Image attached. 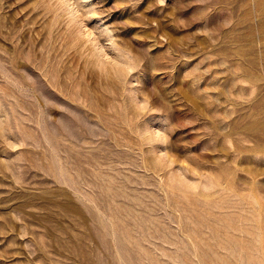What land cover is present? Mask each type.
<instances>
[{"label":"rangeland","instance_id":"1","mask_svg":"<svg viewBox=\"0 0 264 264\" xmlns=\"http://www.w3.org/2000/svg\"><path fill=\"white\" fill-rule=\"evenodd\" d=\"M0 264H264V0H0Z\"/></svg>","mask_w":264,"mask_h":264}]
</instances>
